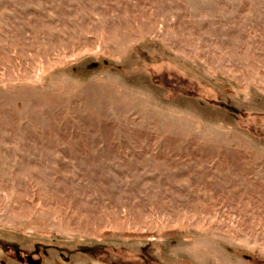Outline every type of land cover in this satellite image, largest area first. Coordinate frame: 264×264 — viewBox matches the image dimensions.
Masks as SVG:
<instances>
[{"label":"rangeland","instance_id":"374dc122","mask_svg":"<svg viewBox=\"0 0 264 264\" xmlns=\"http://www.w3.org/2000/svg\"><path fill=\"white\" fill-rule=\"evenodd\" d=\"M0 264H264V0H0Z\"/></svg>","mask_w":264,"mask_h":264},{"label":"water","instance_id":"95a60500","mask_svg":"<svg viewBox=\"0 0 264 264\" xmlns=\"http://www.w3.org/2000/svg\"><path fill=\"white\" fill-rule=\"evenodd\" d=\"M28 261L32 263V260H30L29 258H28ZM34 263H35V261H34Z\"/></svg>","mask_w":264,"mask_h":264},{"label":"trees","instance_id":"16d2710c","mask_svg":"<svg viewBox=\"0 0 264 264\" xmlns=\"http://www.w3.org/2000/svg\"><path fill=\"white\" fill-rule=\"evenodd\" d=\"M19 260H22L21 258H19Z\"/></svg>","mask_w":264,"mask_h":264}]
</instances>
